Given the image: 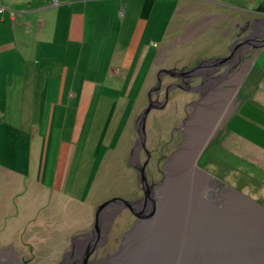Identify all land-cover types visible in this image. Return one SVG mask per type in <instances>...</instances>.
I'll return each instance as SVG.
<instances>
[{
    "label": "rangeland",
    "instance_id": "374dc122",
    "mask_svg": "<svg viewBox=\"0 0 264 264\" xmlns=\"http://www.w3.org/2000/svg\"><path fill=\"white\" fill-rule=\"evenodd\" d=\"M18 1L0 0V4L13 8ZM147 5L153 6V14L149 22L144 17L147 22L144 44H149L150 54L164 48V55L149 56L152 59L150 71L142 84L138 78L131 91L130 85L121 78L114 81L117 88L106 86V90L112 92L102 102L110 106L107 113L101 114L87 131L92 114L85 131L75 134L85 145L83 153L67 160L63 143L71 142L72 130L78 126V123L69 122L65 127L57 125L55 131L52 129L49 153L41 154L37 149L35 161L23 148L0 156V165L5 167L0 168V264H109L110 257L119 252L125 232L138 219L129 208L112 203L104 208L95 228L98 206L114 197L146 200L147 207L142 205V214L152 213L153 217H158L169 215L167 211H160L164 203L169 210H173L176 203L184 207L191 198L197 201V196L205 195L208 185L212 192L218 189L223 193V203L204 198L200 201L214 202L211 208L216 211L223 206L232 208L234 204L235 210L246 206L260 215L264 225V151L244 140L264 147V136L239 126L236 121L226 122L236 109L239 91L236 88L240 80L237 74L243 73V78L247 70L250 72L264 58V43L260 41L264 39V0H158L157 4ZM151 40L160 42L159 49L152 46ZM239 46L236 66L230 64L231 58L224 64L200 66L205 59L228 56L232 54L231 49L234 52ZM198 64V68H216L219 78H223L225 70L231 69L232 77L228 76L226 82L219 84L220 90L202 95L199 103L197 91L186 86L173 89L164 106L152 108L147 115V149L141 147L138 119L148 105L158 72L162 68L176 72L194 69L191 75L196 84L186 83L197 87L198 78L200 82L204 80L197 73ZM167 76L163 77L162 90L175 80ZM127 94L135 97L127 102L128 111L118 106ZM151 97L160 102L166 99L164 90L160 98ZM240 112L238 110L236 115ZM113 116L118 132L116 137L107 140L102 134ZM232 131L243 138L232 136ZM198 151V165L209 174L200 169L194 174L192 166ZM176 158L182 160L175 161ZM140 165H145L150 185L148 196L139 179ZM67 167L69 178L63 186ZM36 179L41 181L38 186L33 184ZM166 192L170 198L165 197ZM23 199L28 201L30 213L23 210ZM49 199L52 200L49 211L34 210L36 203L38 210L46 207ZM111 208L117 213L109 221L113 213ZM206 208L208 212L210 206ZM184 210L176 212L185 213ZM190 211L188 208L186 212ZM102 222L108 223L104 232ZM204 223L211 221L206 219Z\"/></svg>",
    "mask_w": 264,
    "mask_h": 264
},
{
    "label": "crops",
    "instance_id": "0c3cea01",
    "mask_svg": "<svg viewBox=\"0 0 264 264\" xmlns=\"http://www.w3.org/2000/svg\"><path fill=\"white\" fill-rule=\"evenodd\" d=\"M157 1L19 0L13 8L4 7L0 12V156L23 148L35 161L37 149L49 153L52 129L69 122L78 126L72 130L71 142L63 143L67 160L83 153L85 145L75 134L85 131L92 114L87 131L107 113L110 106L102 102L112 92L106 86L121 78L131 91L138 78L142 84L150 71L149 56L165 52L163 48L150 54L143 40L147 32L144 17L149 22L153 14V6L147 3ZM151 43L159 49L160 42ZM237 94L236 109L227 124L236 121L264 136V58L250 70ZM134 98L123 95L118 106L128 111L127 102ZM108 125L102 136L111 140L118 132L114 116ZM244 140L264 151L263 146ZM68 178L69 173L64 181ZM33 184L38 186L41 181L36 179ZM51 201L39 210L36 203L34 210L49 211ZM22 206L30 213L27 200H22Z\"/></svg>",
    "mask_w": 264,
    "mask_h": 264
},
{
    "label": "bare ground",
    "instance_id": "6f19581e",
    "mask_svg": "<svg viewBox=\"0 0 264 264\" xmlns=\"http://www.w3.org/2000/svg\"><path fill=\"white\" fill-rule=\"evenodd\" d=\"M182 154H184V152H182ZM180 160L182 159H175V161ZM192 168L195 171L194 174H198L195 159L193 161ZM188 171H190V168ZM199 183L200 181L196 183V185L198 186ZM196 189L199 190L198 187ZM222 196L223 193H219L218 189L216 191L214 190V192H210V195H208L207 191V194L201 197L197 196V201H194L191 198L190 202L185 203L184 207L183 204L176 203L177 205L172 207L173 210L171 209L168 211L167 208V212H169V215H173V218L166 219L169 215H165V217L161 215L162 218H165L166 227V231L164 233V243H161L158 239H156L154 236L155 234H150V236H148L150 238V242L143 243L141 248L134 252V259L127 260L126 258L122 260L123 263L121 264H190L188 253L184 251L180 245V242H178V240L181 241L183 238H186L188 231L194 233L195 239L197 241H201L199 247H202L203 249L205 248L204 253H207L205 257L209 259L210 263L211 260H214L215 264H227L219 258V255L223 254L224 257L227 258L226 256L232 255L233 253L234 255L238 256L236 261L243 263L251 260V262L254 264H257V262L264 264V225L260 215L252 209L246 206H239L238 204L236 205L239 207L235 210L234 204L232 208H223V206L221 208L222 211L219 210L221 215L216 213V215L213 216L217 221L212 222V218L210 216L212 210L207 212L206 207L210 206L213 208L214 202H209L212 201L210 199L220 200ZM165 197L170 198V195L167 193L165 194ZM201 198L209 200L208 202L210 204L207 203L206 200L200 201ZM221 203H223V198L220 204ZM188 208L191 209L190 213L199 209L198 218L195 217V219L198 221V224H195L191 221L194 219L192 218V214H188L186 212ZM183 210L186 214L183 213V215H181L180 213L176 212ZM179 215L181 216L179 217ZM206 219L211 221V223H204ZM216 228L221 229V231H228L227 233H224V236L220 234ZM231 233H233L235 236H238V238L237 240L231 242L230 246L232 248L226 249V251L223 253L221 251L224 246V241L227 240ZM216 248H219V251L214 253L213 249ZM127 253L128 250H126L125 254ZM192 253L193 252H189L190 256L197 259L198 256H193ZM125 254H123L120 260L123 259ZM194 264H197V261H194Z\"/></svg>",
    "mask_w": 264,
    "mask_h": 264
},
{
    "label": "water",
    "instance_id": "95a60500",
    "mask_svg": "<svg viewBox=\"0 0 264 264\" xmlns=\"http://www.w3.org/2000/svg\"><path fill=\"white\" fill-rule=\"evenodd\" d=\"M260 41H262L264 43V39H262ZM232 55L233 54H230V55L225 56V57H216V58L205 59V61H203L200 64V66H205L208 63H211V64H217V63L218 64H224L225 62H227L232 57ZM235 66H236V64H235ZM197 68H198V66H197ZM193 70L194 69L188 70V71L176 72V71H173L172 69L162 68L159 71V73H158V86L150 91L148 105L145 107V109L143 110V112L141 113V115H140V117L138 119V122H139V125H140L139 133H140V146L141 147H144L145 149H147L146 148V121H147V115L149 114V112H150V110L152 108L160 107V106L162 107V106H164V104L167 101V98L160 102V101L152 99V97H151V93L153 92V90H157L161 86L162 74L163 73H170V74H173L174 76H181V75L188 76V75H191ZM248 73H249V70H247V72L244 74V77L239 80V84H238V87L236 88V91L239 90L242 82L244 81V79H245V77L247 76ZM180 86L185 88L183 85H180ZM206 145L207 144H205V146ZM198 154H199V151L196 153V158H195V163H196L197 170L200 169V170L204 171L205 173H208V172H206L205 170H203L202 168L199 167L198 161H197V158H198L197 155ZM138 168H139V171H140L139 179L143 182L145 192H146V194L148 196L149 195L148 188H150V185L148 184V179H147V176H146V173H145V165H140V166H138ZM166 178H168V177H166ZM165 184H166V182L163 183V185H165ZM152 188H154V187H152ZM164 188H165V186L161 189L162 192L164 191ZM211 188H212L211 186H208V185L206 186V189H207L206 190V194H207V191H208V195H210V192H212ZM155 190H156V188H155ZM213 192H214V190H213ZM246 197L248 198V196H246ZM248 199H250V198H248ZM143 200H145V198ZM161 200L162 199H160V201ZM221 200H222V197H221V199L219 201H221ZM112 203H119L121 205V207L129 208L138 217V219H137V222L133 225V227L130 230L125 232L123 240H122L121 248H120L119 252H117L116 254H114L113 256L110 257V259H109L110 263L109 264H121V263H123L122 260H124L126 258H127V260L128 259H134V257H135L134 252L138 251L141 248V245L143 243L150 242V238L148 237V236H150V234H155L154 235L155 238L158 239L161 243H164V240H165L164 233L166 231L165 218L164 217H165L166 214L162 215V216H164L163 218H162L161 215H159L158 217H153L152 213H150L148 215H143L142 214L143 213L142 212V205H143V208L147 207V205L145 204L146 200L143 201V202H140L139 200L138 201H131V200L125 199L123 197H114L112 199H109V200L105 201L100 206H98V208L96 210L95 228L98 226V223H99L100 219L102 218V214H103L104 208H106L108 205H110ZM165 205L166 204L164 203L163 208L160 211H162V212L167 211V206H165ZM198 210H194V212L190 213V214L193 215L192 218L194 219V220H191V221L194 222L195 224H198V221L195 219V217L198 218V215H199V211ZM209 210H212V212H213L212 215L213 216H215L216 213L217 214L219 213V215H221V212H219V210L222 211V209H217V211H216V210L212 209L211 207H210ZM168 211H169V209H168ZM181 215H183V213H181ZM181 215H179V217ZM169 216L166 219L173 218V215H169ZM212 219L215 220L213 217H212ZM215 221H217V220H215ZM216 229L222 235H224V233H227V231H228V230L227 231H221V229H218V228H216ZM237 238H238V236H235L233 233H231L230 236H228L227 240L224 241V246H223L221 252L224 253L226 251V249L232 248L230 246V244H231L232 241L237 240ZM178 242H180V245L182 246L184 251L188 253L189 258H190V264H194V261H197V264H215L214 260H211V263H210L209 259L207 257H205V255L207 254V253H204L205 252V248L203 249L202 247H199L201 241L200 240L197 241L195 239V236H194L193 232H189L188 231V233L186 234V238H183L181 241L178 240ZM126 250H128L127 254H125ZM213 250H214V253H217L219 251V248H216V249H213ZM90 252L91 251L87 252L86 257H88ZM189 252H193L192 253L193 256L197 255L198 258L197 259L193 258L192 256H190ZM123 254H125V255H124L123 259L120 260V258L123 256ZM226 257L227 258H225L223 254L219 255V258L221 260H223L224 262H226L227 264H254L253 262H251V260H249L247 262H243V263L239 262V261H236L238 256L234 255L233 253H232V255H228ZM257 264H260V262H257Z\"/></svg>",
    "mask_w": 264,
    "mask_h": 264
},
{
    "label": "flooded vegetation",
    "instance_id": "af4514ba",
    "mask_svg": "<svg viewBox=\"0 0 264 264\" xmlns=\"http://www.w3.org/2000/svg\"><path fill=\"white\" fill-rule=\"evenodd\" d=\"M249 30V29H248ZM261 29H258V31H260ZM251 44V43H250ZM241 46H239V47H237V48H235V50H234V52H232V49H231V52L230 53H232L233 55H232V57H231V60H230V64L231 65H233V64H237V62L239 61V58H237L236 57V54L237 53H239L240 52V50H241V48H240ZM236 57V58H235ZM201 64V63H200ZM198 67H200L199 66V64H198ZM219 71H216V68H214V67H209V66H207L206 68H198V71H197V73H198V75H200L201 76V78H203L204 80L202 81V82H200V78H198V86L197 87H194V86H191V85H189L188 83H186V81L187 82H191V83H193V84H196V82H194L195 81V77L194 76H192L191 75V77L190 78H186V75H182V76H174L173 74H170V73H164V74H162V81H164V79H163V77L164 76H166V75H168L169 77H171V78H173V79H175L174 81H171V82H169L168 84H166L167 82H165V87H164V98H168V96H169V94L171 93V91L173 90V89H175V88H182L180 85H183L184 87L186 86V87H188V88H190V89H192V90H195V91H197L198 92V103H199V101H200V99H201V97H202V95H204V94H207V93H210V92H212V91H215V90H220L219 89V84L221 83V82H226V79H229L228 78V76L230 77L232 74L230 73L231 72V69H229V70H225V72L221 75V77H223V78H219L218 77V75H217V73H218ZM240 72V71H239ZM238 72V73H239ZM159 73V72H158ZM239 77H238V79H241L242 78V76H243V73H239V74H237ZM167 76V77H168ZM225 76H227V77H225ZM232 77V76H231ZM235 77V76H234ZM176 78H177V81H176ZM162 84V83H161ZM188 85V86H187ZM158 86V79H157V83L155 84V86H154V88H156ZM153 88V89H154ZM162 90V88H161V86L157 89V90H153V92L151 93V95H155V96H157V97H159L160 98V94H161V91H163ZM169 92V93H168ZM168 93V94H167ZM213 93V92H212ZM157 101H159V100H157ZM222 116H223V113H222V115H221V118H222ZM111 210L113 211V213H112V215H111V218H109V221H111L112 219H113V217H115V214L117 213V211H115V209L114 208H111ZM114 214V215H113ZM108 221V222H109ZM108 224V223H107ZM106 223L104 224L103 222H102V224H101V227H102V230H103V232L106 230V225H107ZM101 227H100V232L98 231L97 233L99 234V233H101ZM95 229V228H94ZM93 232H96V231H93ZM96 239V238H95ZM0 261H2L1 259H0ZM2 264V263H1Z\"/></svg>",
    "mask_w": 264,
    "mask_h": 264
},
{
    "label": "built area",
    "instance_id": "2783aa9c",
    "mask_svg": "<svg viewBox=\"0 0 264 264\" xmlns=\"http://www.w3.org/2000/svg\"><path fill=\"white\" fill-rule=\"evenodd\" d=\"M1 6H2V5L0 4V12H2V11H3V8H4L3 6H2L3 8H2Z\"/></svg>",
    "mask_w": 264,
    "mask_h": 264
}]
</instances>
